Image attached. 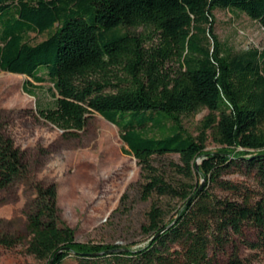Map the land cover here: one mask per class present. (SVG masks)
<instances>
[{
  "label": "trees",
  "instance_id": "trees-1",
  "mask_svg": "<svg viewBox=\"0 0 264 264\" xmlns=\"http://www.w3.org/2000/svg\"><path fill=\"white\" fill-rule=\"evenodd\" d=\"M216 9L264 28V0H0V73L26 75L39 116L66 136L95 112L114 123L140 166L139 199L156 196L142 224L147 243L94 255L124 246L78 240L60 215L57 185L37 182L27 235L0 230V247L24 244L33 264H221L227 254V264H245L241 247L264 252V48L226 47ZM30 32L48 36L31 43ZM46 80L51 106L37 94ZM204 109L194 135L184 116ZM210 137L216 151L206 149ZM170 153L179 161L155 162ZM233 169L253 173L258 189L222 178ZM28 173L0 111V194ZM199 178L229 194L199 190ZM173 199L181 206L167 220Z\"/></svg>",
  "mask_w": 264,
  "mask_h": 264
},
{
  "label": "rangeland",
  "instance_id": "rangeland-1",
  "mask_svg": "<svg viewBox=\"0 0 264 264\" xmlns=\"http://www.w3.org/2000/svg\"><path fill=\"white\" fill-rule=\"evenodd\" d=\"M239 11V10H237ZM216 32L226 47L246 50L264 48V28L245 13L230 9H216ZM31 43L42 41L48 32H30ZM24 74L2 71L0 73V111L4 128L24 151L29 164L28 176L16 181L0 194V230L27 235L25 209L35 196V184L55 183L58 205L64 221L76 229L81 241L120 244L134 247L147 243L149 235L142 230L151 200H140L137 182L140 166L132 154L125 153L126 144L118 127L95 112L84 129L76 136H66L55 124L41 118L37 112V97L23 90ZM38 97L43 106L54 104L55 89L50 80L41 84ZM207 109L184 116L185 128L194 135L200 132V123ZM220 147L210 137L206 149L210 152ZM179 161L177 153L155 159ZM201 159H199V162ZM244 186L258 189L253 173L233 169L222 176ZM214 192L228 195L215 182L195 179ZM128 192L125 203L121 196ZM167 202V200L165 201ZM181 206L178 199L167 205V220L176 214L173 207ZM241 254L250 257L245 264H264V252L241 247ZM228 254L221 259L227 264ZM36 260L24 244L12 248L0 247V264H33ZM63 264H78L69 257Z\"/></svg>",
  "mask_w": 264,
  "mask_h": 264
},
{
  "label": "water",
  "instance_id": "water-1",
  "mask_svg": "<svg viewBox=\"0 0 264 264\" xmlns=\"http://www.w3.org/2000/svg\"><path fill=\"white\" fill-rule=\"evenodd\" d=\"M197 165L200 163L199 160H197ZM204 186V183H201L200 184V187H199V190ZM128 248L126 247H116L114 249H107V250H104V251H100V252H95L93 253L94 255H99V254H105V253H109V252H124V251H127ZM49 264H53V259L50 260Z\"/></svg>",
  "mask_w": 264,
  "mask_h": 264
}]
</instances>
